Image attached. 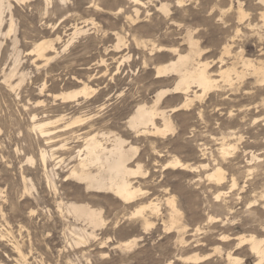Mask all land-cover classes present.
<instances>
[{
  "label": "rangeland",
  "instance_id": "obj_1",
  "mask_svg": "<svg viewBox=\"0 0 264 264\" xmlns=\"http://www.w3.org/2000/svg\"><path fill=\"white\" fill-rule=\"evenodd\" d=\"M22 1L12 0L14 30L9 33L7 10L3 29L8 35L7 38L0 37V264H169L172 261L173 264H183L178 261L180 256L187 257L194 253L211 255V264H228L224 255L221 258L216 253L217 248L223 247L218 241L223 231L220 229L222 225L209 224L207 220L211 217L225 218L228 213L226 207L231 203L235 206L234 212L246 209L245 204H239V198L250 192V184L254 181L248 180L246 183L247 178L242 179V174L247 153H259L263 148L264 120L261 119H264V83H259L254 76L240 81L235 79L232 86L221 82V89L211 90L201 101L195 99L197 101L187 111L172 112V108L185 102L186 97L193 98L195 91L200 95L202 92L199 88L193 86L191 94L184 97L183 94L167 95L159 108L167 111L175 130L165 136L137 137L128 128L127 120L139 105L152 106L156 93L175 88L178 76L171 74L156 79V69L166 66L169 61H176L181 53L192 52L185 39V30H182L186 24L193 28L194 36L199 40L198 51L194 55L192 53L194 63H209V71L214 79L222 67L220 57L226 45L233 48V55L225 57L227 63L223 66H231L234 62L238 71H245L242 57L264 66V4L261 0H225L222 4L218 0H183L179 7L177 0H140L144 4L140 6L132 0H53L54 6L50 7H47L46 0ZM161 3L171 4L169 16L158 11ZM239 4L244 8L245 20L239 17ZM137 8L141 11L138 18L134 14ZM76 26L89 30L88 34L78 37L67 51L61 52L49 64H36L38 61L30 53L37 43L53 40L56 48L62 51ZM118 34L123 39L120 50L115 48ZM58 37L61 38L60 42L57 41ZM91 54L95 55L96 62L91 60L89 67L92 72L89 73L87 66L82 65ZM101 56L107 60L103 66L96 64ZM193 61L189 67L191 69L197 66ZM70 67L79 76L68 71ZM11 68L16 77L15 84L25 73L24 88L21 85L22 88L20 86L12 92L3 82L4 73H9ZM81 70L86 73L80 75ZM85 81L89 87L88 96L72 103L62 102V95L81 91ZM34 115L36 118L32 119ZM77 119L82 122L74 125L78 126L75 130L81 131L60 138L59 142L66 140L63 143L66 144L65 152L48 144L40 130H35L33 126L49 120L59 121L51 129L48 127L57 133ZM156 122L162 127V120ZM108 131L121 135L130 145L138 148L130 166L136 168L140 164L145 175L133 180L134 186L142 192L132 204L123 203L111 193L88 191L75 181H64L71 167L77 164L76 156L83 147L85 135ZM241 135L244 138L239 141ZM67 137L71 139L67 140ZM222 144L236 146L228 156L233 166L228 158L220 162L223 158L220 150ZM43 152L47 153L48 160L45 167ZM28 158H33L34 165L27 164ZM61 159L65 161L59 165ZM176 159L193 167L189 169L192 172L164 169L165 164ZM217 164L225 168L229 179L232 175H242L241 185L245 187L243 191H237L233 198L227 197L226 201L215 199L221 188L207 178ZM200 165H203V169ZM204 165L210 166L204 168ZM263 182L258 178L257 185ZM222 191L229 192L227 187ZM173 197L180 211L174 227L170 217L171 208L167 206L168 199ZM151 202L160 205V215L155 216L148 209L144 215H137L139 209L148 207ZM69 203L88 204L102 211L104 224L95 229L88 223L83 226L81 223L84 221L77 220L67 212ZM240 215L233 227H238L242 222L248 226L232 229L230 233L245 236L249 234L247 229L253 220L247 213ZM91 233L94 236L91 237ZM126 243L130 244L129 247ZM236 244L237 240L230 246L234 248ZM233 254L239 259L238 264H257L248 247L238 249Z\"/></svg>",
  "mask_w": 264,
  "mask_h": 264
},
{
  "label": "bare ground",
  "instance_id": "obj_2",
  "mask_svg": "<svg viewBox=\"0 0 264 264\" xmlns=\"http://www.w3.org/2000/svg\"><path fill=\"white\" fill-rule=\"evenodd\" d=\"M17 1V0H16ZM63 1V0H62ZM133 3L137 4L138 6L140 5H144L142 4V1L140 0H132ZM186 1V0H185ZM215 1V0H214ZM220 1V4L225 3V0H218ZM238 1V0H236ZM21 2H23L21 0ZM25 2V1H24ZM47 2V7H50L53 4V0H46ZM241 2V1H240ZM249 2V1H248ZM251 2V1H250ZM227 3V1H226ZM232 3V2H230ZM261 3L264 4V0H261ZM154 4V3H153ZM183 4V0H177V6H182ZM219 4V5H220ZM238 4V3H237ZM243 4V3H242ZM161 7L158 9L161 10L166 16H169L171 14V4L169 3H161L160 4ZM224 5V4H223ZM54 6V5H52ZM216 6V5H215ZM230 6V5H229ZM258 6V5H257ZM46 7V8H47ZM144 7V6H143ZM219 7V6H218ZM183 8V7H181ZM13 4H12V0H0V37H6L8 34L4 33V23H6V17L5 14L7 12V10L9 11V23L10 25L9 27V33L12 32L14 30V26H15V21H14V16H13ZM180 9V8H179ZM227 9V8H226ZM244 9V8H243ZM242 9L241 4H239V17L243 18V20H245L246 18H244L246 15L244 14V11ZM98 10V9H97ZM236 10V9H235ZM141 12V11H140ZM138 8L135 10V15H137V18L139 17L140 14ZM235 12V11H234ZM263 12V11H262ZM237 15V14H236ZM264 18V13L263 16ZM261 17V18H262ZM136 18V17H135ZM136 18V19H137ZM167 18V17H166ZM141 19V18H140ZM139 19V20H140ZM128 20V18H127ZM242 20V21H243ZM247 21V20H246ZM263 21V20H262ZM174 22V21H173ZM182 22V21H181ZM241 22V21H240ZM250 23V22H248ZM175 24V22H174ZM179 24V23H178ZM183 24V23H182ZM241 24V23H240ZM239 24V25H240ZM173 25V24H172ZM254 25V24H253ZM259 25V24H258ZM50 26V25H49ZM174 26V25H173ZM178 26V25H177ZM262 26V25H261ZM122 27V26H121ZM120 27V28H121ZM182 27V26H181ZM247 27V26H246ZM48 28V27H47ZM183 28V27H182ZM181 28V29H182ZM251 28V27H250ZM55 29V27H54ZM122 29V28H121ZM257 29V28H256ZM254 29V30H256ZM262 29H264L262 27ZM73 30H75L73 33H71L70 38L68 39V41L66 43H64V47L62 51H59L56 46H55V41L51 40V41H42L40 43H37V45L35 46V48L33 49V51L30 53L31 55H34L36 58V64H40V63H45V64H49L51 61H53L61 52H65L68 50V48L75 42L76 39H78V37L80 36H84L87 35L89 30H85L83 27H78L76 26V28H74ZM180 30V29H179ZM185 30V39L189 45V48L192 50L191 53L189 54H184L182 55L179 54L178 58L176 61H169V63L166 66H163L161 68H157L156 69V75L155 78L156 79H161L164 78L165 76L168 75H177L178 76V82L175 86V88L173 90H161L158 93H156V99L154 101V103H152V106H147L145 104H141L137 107V109H135L136 111H134V114L129 118L128 121V128L134 132V134L137 135V137H142V136H165L167 133L169 132H173L174 129V125L172 120L168 117L167 115V111H162L160 110L159 106L162 103L163 99L169 95V94H174V95H180L183 94L184 95H188L191 92L192 87H196L197 89L199 88V90L202 92H200L201 94L198 95V93L195 91L194 97L193 98H189L186 97V99L184 100L185 102H183L182 104L172 108V112H177V111H187L192 107V104L194 103V101H201L203 97H205V95L208 94V92H211V90L216 89V88H220L222 87V85L220 86L221 82L227 83L230 86H232L234 84L235 79L240 81V80H245V78L248 76H254L257 78L259 83H264V66L260 63H255L253 60L245 59L244 57H242V63L243 66L242 68H244L245 71H238V69L235 67L234 62L232 64H230L231 66H223L225 63H227L225 61V57H229L232 54V47L230 45H226L223 48V54L220 57V62L222 64V67L219 68L218 70V75L215 76L217 78H219L220 80H216L217 78L214 79V77H212L209 68H210V64L209 63H203L200 62L198 64H195L193 61V55L194 53H196L199 49V43L196 40L195 36H194V30L193 28L186 24L184 26ZM196 30V29H195ZM249 30V29H248ZM258 30V29H257ZM181 31V30H180ZM8 32V31H7ZM116 32V31H115ZM178 32V31H177ZM236 32V31H235ZM239 32V31H238ZM254 32V31H253ZM257 31H255L256 33ZM184 33V32H183ZM197 33V32H196ZM195 33V34H196ZM251 32H249L250 34ZM112 34H116V33H112ZM258 34V33H257ZM11 35V34H10ZM123 35V34H122ZM263 35V34H262ZM260 35V36H262ZM69 36V35H68ZM117 36V41H118V45L115 48L117 49H121L123 47H121V44H123V39L122 37L118 34ZM182 36V35H181ZM184 36V35H183ZM238 36V35H236ZM249 36V35H248ZM257 36V35H256ZM57 37V36H56ZM105 37V36H104ZM233 37V36H232ZM263 37V36H262ZM7 38V37H6ZM103 38V37H102ZM236 38V37H234ZM252 38V37H251ZM63 39V38H62ZM230 39V38H229ZM259 39V37H258ZM262 39V38H261ZM102 40V39H101ZM106 40V38H105ZM112 40V39H111ZM126 40V39H125ZM237 41V39H235ZM16 41V40H14ZM57 41L60 42L61 38L58 37ZM77 41V40H76ZM109 41V40H108ZM114 41V40H113ZM112 41V42H113ZM230 41V40H229ZM259 41V40H258ZM64 42V41H63ZM261 42V41H259ZM13 43V42H12ZM104 43V42H103ZM106 43V41H105ZM263 43V41L261 42ZM61 44V43H60ZM186 44V43H185ZM236 44V42H235ZM234 44V46H236ZM105 45V44H104ZM187 45V46H188ZM261 45V44H260ZM186 46V47H187ZM242 46V45H241ZM91 47V46H89ZM108 47V46H107ZM106 47V49H107ZM155 47V46H154ZM153 47V48H154ZM159 47V46H158ZM237 47V46H236ZM1 48H2V42L0 40V53H1ZM86 48V47H85ZM105 49V48H104ZM105 49V50H106ZM188 49V50H190ZM262 49V48H261ZM260 49V50H261ZM87 50V48H86ZM93 50V49H92ZM95 50V49H94ZM99 50V49H98ZM222 50V49H221ZM241 50V49H240ZM91 51V50H88ZM101 51V50H100ZM155 51V50H154ZM163 51V50H161ZM165 51V50H164ZM242 51V50H241ZM18 52V51H17ZM30 52V51H28ZM27 52V54H29ZM93 52V51H92ZM95 52V51H94ZM103 52V51H102ZM107 52V51H105ZM169 52V51H168ZM236 52V51H235ZM238 52V51H237ZM15 53V52H14ZM85 53V52H84ZM89 53V52H88ZM98 53V52H97ZM161 53V52H160ZM170 53V52H169ZM180 53V52H179ZM188 53V52H187ZM193 53V55H192ZM234 53V52H233ZM241 53V52H240ZM262 53V52H261ZM260 53V54H261ZM13 54V53H12ZM95 54V53H93ZM172 54V53H171ZM238 54V53H237ZM243 54V53H241ZM14 55V54H13ZM19 54H17L18 57ZM88 55V54H86ZM85 55V56H86ZM92 55V54H91ZM120 55V54H119ZM122 55V54H121ZM221 55V54H220ZM97 58H99V54H97ZM175 56V55H174ZM237 56V55H236ZM242 56V55H240ZM262 56V55H261ZM11 57V56H10ZM16 57V56H15ZM95 55L87 57V60L85 61V64H83L82 66H87V71L89 73H91L92 69L89 67V65L91 64V60L92 62L95 60L94 59ZM108 56H106L107 58ZM125 57V56H124ZM123 57V58H124ZM170 57V56H169ZM20 58V57H19ZM33 58V57H32ZM81 58V57H80ZM234 58V57H233ZM58 59V58H57ZM56 59V60H57ZM84 59V57H83ZM197 59V58H196ZM239 59V58H238ZM15 60V58H14ZM98 60V59H97ZM115 60V59H114ZM126 61V59H123ZM233 60V59H232ZM17 61V59H16ZM121 62L122 59L120 60ZM193 61V64L197 65L196 67H193L192 69L189 68L191 67V63ZM5 62V61H4ZM55 62V61H54ZM96 62V60H95ZM119 62V61H118ZM238 61H236L237 63ZM72 64V62H69ZM231 63V62H230ZM16 64V63H15ZM97 65H105L107 64V60L105 59V57H102L99 59V61L96 63ZM122 65V63H120ZM192 64V65H193ZM264 64V63H263ZM12 65V64H10ZM17 65V64H16ZM57 65V64H56ZM61 65V64H60ZM64 65V64H63ZM92 65V64H91ZM119 65V64H118ZM117 65V66H118ZM239 65V64H238ZM1 66V65H0ZM7 66V64H6ZM13 66V65H12ZM25 66V65H24ZM35 66V65H34ZM62 66V65H61ZM112 66V65H111ZM10 67V66H9ZM109 67V65H108ZM120 67V66H119ZM153 67V66H152ZM1 68V67H0ZM16 68V66H15ZM59 68V67H57ZM80 68V67H79ZM2 69V68H1ZM10 69V68H9ZM27 68L25 67L24 70H26ZM37 69V68H36ZM50 69V68H49ZM53 69V68H52ZM54 70V69H53ZM67 70V69H66ZM96 70V69H95ZM94 70V71H95ZM98 70V69H97ZM118 70V69H117ZM8 71V70H6ZM52 71V70H51ZM68 71H71L73 75H77L76 72H74L72 70V67H70V70L68 69ZM85 71V70H84ZM80 71V75L81 74H85L86 71ZM103 71V70H102ZM105 71V70H104ZM67 72V71H65ZM70 72V73H71ZM83 72V73H82ZM51 73V72H50ZM60 73V72H59ZM97 73V72H96ZM99 73V71H98ZM97 73V75H98ZM214 73V72H213ZM212 73V74H213ZM25 74V73H24ZM24 74L22 75L21 80L15 84L14 81V70H10L9 73H4V77H3V82L4 85L9 89L10 92L15 91L16 89H18V87H20L23 82H24ZM29 74V73H26ZM47 74V73H46ZM95 74V72H94ZM20 75V76H21ZM40 75V74H39ZM70 75V74H69ZM67 75V76H69ZM72 75V76H73ZM2 76V75H1ZM27 76V75H26ZM30 76V75H29ZM79 76V74L77 75ZM18 77V76H17ZM42 77V76H41ZM40 77V78H41ZM102 77V76H101ZM16 78V77H15ZM72 78V77H71ZM81 78V77H80ZM79 78V79H80ZM85 78V77H82ZM92 78V77H91ZM251 78V77H250ZM18 79V78H17ZM27 79V78H26ZM30 79V78H29ZM87 79V78H86ZM96 79V78H95ZM1 80V79H0ZM31 80V79H30ZM34 82V81H33ZM32 82V83H33ZM37 82V81H36ZM74 82V81H73ZM76 82V81H75ZM163 82V81H162ZM29 83V82H28ZM82 83V82H81ZM86 83V81L84 82V84ZM256 83V82H255ZM80 85V84H79ZM259 85V84H258ZM23 86V85H22ZM21 86V88H22ZM5 87V88H6ZM41 87V86H40ZM55 87V86H54ZM53 87V88H54ZM6 88V89H7ZM24 88V86H23ZM43 88V87H42ZM44 89V88H43ZM51 89V88H50ZM41 90V88H40ZM43 91V90H42ZM46 91V90H45ZM78 91V90H77ZM25 92V91H23ZM9 93V92H8ZM18 94V92H16ZM42 93V92H41ZM46 93V92H45ZM191 94V93H190ZM42 95V94H41ZM89 95V87L87 84L84 85V87L82 88L81 91L78 92H74V93H70V94H65L62 95L60 97V99L62 100V102L66 103V102H75V101H79L80 97H84V96H88ZM190 96V95H189ZM193 96V95H192ZM16 97V96H15ZM145 97V96H144ZM55 98V97H54ZM86 98V97H85ZM17 99V97H16ZM24 99V97H23ZM197 99V100H195ZM27 100V99H26ZM147 100V99H146ZM182 100V99H181ZM20 101V100H19ZM24 101V100H23ZM22 101V102H23ZM148 102V101H146ZM21 103V102H20ZM63 103V104H64ZM148 104V103H147ZM179 104V103H178ZM196 104V103H195ZM203 104V103H202ZM1 106V105H0ZM26 106V105H25ZM38 106V105H37ZM42 106V105H41ZM22 107V106H21ZM20 107V108H21ZM24 107V106H23ZM28 107V106H27ZM25 108V107H24ZM23 108V110H24ZM194 108V107H193ZM197 108V107H196ZM3 109V108H2ZM31 109V108H30ZM27 108V110H30ZM207 109V108H205ZM45 110V109H44ZM171 110V109H170ZM194 110V109H193ZM4 111V110H3ZM26 111V110H25ZM35 111V110H34ZM196 111V110H195ZM199 111V110H198ZM2 112V111H1ZM171 112V113H172ZM29 113V112H27ZM38 113V112H36ZM35 113V114H36ZM200 113V112H199ZM198 113V114H199ZM242 113V112H241ZM248 113V112H247ZM203 114V113H202ZM27 115V114H26ZM244 116V115H243ZM248 116V115H247ZM261 115L258 116V118ZM264 116V115H263ZM30 117V116H29ZM39 117V116H38ZM36 116L34 115V117L32 119H35ZM199 118V117H198ZM247 117H245L246 119ZM31 119V120H32ZM64 119V118H63ZM160 119V121L162 120L163 125L162 127H159L157 125L156 120ZM238 120V118H236ZM241 119V117L239 118ZM30 120V121H31ZM47 120V119H46ZM45 120V121H46ZM71 120V119H70ZM91 120V119H90ZM242 120V119H241ZM256 120V119H255ZM254 120V121H255ZM258 120V119H257ZM264 120V119H261ZM38 121V120H37ZM44 121V122H45ZM36 122V121H35ZM59 121L56 122H46L43 124H33L34 129H39L41 136L43 138H46L49 143L48 144H53L51 145L52 147H58V150L60 152L62 151H66L65 147L66 144H63L66 140H63L61 142L60 138H62L63 136L69 134L71 135V133H77V131H81V130H75V128H77L78 126H74L75 124H78L80 122H82L81 119H77L75 120L72 124L66 126L67 128H62L64 130H61L57 133L53 132L54 130H50L51 126H53L54 124H56ZM253 122V121H252ZM258 122V121H257ZM255 122V123H257ZM264 122V121H263ZM241 122H239L240 124ZM254 123V124H255ZM66 124V123H65ZM125 125V124H124ZM241 125V124H240ZM58 126V124H57ZM63 126V125H62ZM70 126H74L71 127V129L69 128ZM244 127V125H242ZM50 127V129L48 128ZM32 128V127H31ZM54 128V127H53ZM59 130V128H57ZM78 129V128H77ZM91 129V128H89ZM88 129V130H89ZM32 130V129H31ZM56 130V128H55ZM76 132H75V131ZM87 130V131H88ZM92 130V129H91ZM89 130V132L91 131ZM38 131V130H37ZM68 131V132H67ZM86 131V130H85ZM86 131V132H87ZM237 131V130H236ZM1 132V130H0ZM86 132L84 134H86ZM109 132V131H108ZM106 132V133H96V134H87L85 135V139L83 142V147L79 149L78 151V155L76 156V163H73L75 165H73L71 167V169L69 170L68 175L66 176V180H64L65 182H69V181H75L77 182V184L79 185H84L86 190L88 191H97V192H104V193H111L113 194L116 198H118L119 200H121L123 203L125 204H132L134 202H136L138 200V197L140 196V193L142 192L141 189L136 188L134 186V179L136 178H143L144 177V173L142 171V167L140 164L136 165V168H132L130 165L133 163V160L135 158V156L137 155L138 152V148L130 145V143L124 139L121 135L115 133V132ZM63 133V134H61ZM234 133V132H233ZM61 134V135H60ZM73 134V135H74ZM71 135V136H73ZM243 135V134H242ZM242 135L240 137H238V140L241 141L244 137H242ZM70 136V137H71ZM78 136V135H77ZM159 136V137H160ZM232 136V135H231ZM69 137V138H70ZM69 138L67 137V140H69ZM77 137H75L76 140ZM80 138V137H79ZM71 139V138H70ZM83 139V138H82ZM79 140V139H78ZM56 142H59L58 144ZM79 142V141H78ZM56 143V144H55ZM46 144V143H45ZM46 144V145H48ZM262 146L263 148H261V152H254V151H250L247 153L248 158L246 161V166H245V170L240 171L243 172V178L242 175L240 177L239 176H235L232 175L231 179H229L227 177L226 171L222 168V166L218 165L209 173L207 174V178L211 181H214L215 184L221 188V192H219L217 194V197L215 196V199L217 201H222L221 199H223V201L227 200V197H234V195L236 194V192H241L245 189V187L241 185V178H247L246 183L248 182V180H253L254 182H251L250 184V192H248V194H246V196H243L242 198H239V201L241 203L239 204H245L246 209L242 212H238L235 211V206L233 205V203H231L230 205H228L226 208L228 210V213L226 215L225 218H208L209 221L208 223L210 224H214L216 226H220V229L222 228L223 231L222 233L219 235V243L223 245V247L221 248H217L216 249V253L219 255V257L223 258V255L225 256L226 261L228 262V264H238L239 259H236V257H234L233 252L237 251L238 249L244 248V247H248L249 252L251 253V255H253V257H255L257 259V264H264V182L258 186L257 185V181L258 178H261L264 181V137L262 138ZM49 147V145H48ZM53 147V148H54ZM68 147V146H67ZM221 148V147H220ZM219 148V149H220ZM236 146H227L226 144L223 145L222 144V148L221 150V154L223 157L222 160L220 158V162H223V159L226 161V159L228 158V156H230L233 150H235ZM58 150H56L55 152H57ZM69 150V149H68ZM204 149H202L203 151ZM206 151V150H205ZM219 151V150H218ZM69 152V151H67ZM66 152V154H67ZM204 153V152H203ZM245 153V152H244ZM63 154V153H62ZM70 154V153H69ZM64 155V154H63ZM202 155V154H201ZM204 155V154H203ZM206 155V154H205ZM218 155V154H217ZM217 155H214V157H216ZM234 155V154H233ZM66 156V155H65ZM207 156V155H206ZM209 156V154H208ZM53 157V156H52ZM220 157V156H218ZM235 158V157H234ZM70 161H72V158H69ZM214 159V158H213ZM216 159V158H215ZM230 160V158H228ZM58 160V159H57ZM68 160V159H67ZM204 160V158H203ZM210 160V159H209ZM218 161V159H216ZM228 160V161H229ZM234 160V159H233ZM232 160V161H233ZM42 161H43V165L44 167L46 166V162L47 160V153L43 152L42 153ZM64 159H61L59 161V165H61L60 163L64 162ZM69 161V162H70ZM75 161V160H74ZM31 163L34 165V160L33 158H28L27 160V164ZM211 161H209L208 163H210ZM215 162V161H214ZM236 162V161H235ZM204 163V162H203ZM228 164V162H226ZM231 163V160L229 162V164ZM48 164V162H47ZM212 164V163H211ZM226 164V165H227ZM237 164V163H235ZM65 165V164H63ZM222 165V164H221ZM225 165V164H224ZM231 165V164H230ZM234 165V164H233ZM231 165V166H233ZM67 166V165H66ZM65 166V167H66ZM203 169V165H200ZM210 165H204V168H207ZM229 166V165H228ZM61 167V166H60ZM63 167V166H62ZM61 167V168H62ZM64 167V168H65ZM69 167V166H68ZM67 167V168H68ZM193 167L182 163L179 159H176L173 162H170L168 164L164 165V169H173V170H177L180 169L182 171H191L189 170ZM195 168V167H194ZM197 168V167H196ZM234 168V167H233ZM44 169V168H43ZM198 169V168H197ZM201 169V170H202ZM232 168H229V170ZM167 170V171H168ZM195 170V169H194ZM200 170V172H201ZM236 170V168H235ZM239 170V169H238ZM45 171V170H44ZM63 171V170H62ZM68 171V170H67ZM198 172V171H197ZM205 172V171H204ZM228 172V171H227ZM230 172H233L230 171ZM236 172V171H234ZM207 173V171L205 172ZM24 175V174H23ZM196 176V175H195ZM58 177V176H57ZM199 177V175L197 176ZM27 178H24V180H26ZM199 179V178H198ZM197 179V180H198ZM52 180V178H51ZM201 180V179H200ZM199 180V181H200ZM49 183L51 182L50 179L48 178ZM202 181V180H201ZM29 182V181H28ZM244 182V181H243ZM27 183V182H26ZM48 183V184H49ZM138 183V182H137ZM245 183V184H246ZM246 186V185H245ZM35 187V186H34ZM225 187H227V189L229 190V192L226 191H222ZM49 188V187H48ZM51 188V186H50ZM247 188V186H246ZM33 189V187H32ZM51 190V189H50ZM57 191V189H55ZM29 191V190H27ZM51 192V191H50ZM61 192V191H60ZM245 192V191H244ZM57 193V192H56ZM216 193V192H215ZM64 194V193H62ZM231 196H228L230 195ZM240 194V193H239ZM60 195V194H59ZM214 195V194H213ZM238 195V194H237ZM236 195V196H237ZM244 195V194H243ZM232 197V198H233ZM239 197V196H238ZM65 198V197H64ZM45 199V198H44ZM60 199V198H59ZM219 199V200H218ZM39 200V199H38ZM41 200V199H40ZM39 200V201H40ZM55 200V199H54ZM234 201V200H233ZM70 202V201H69ZM236 202V199L235 201ZM168 205L171 208V213H170V217L172 220V226L174 227L177 224V216L179 215V210L177 208L176 205V201L173 198L168 199L167 201ZM237 203V202H236ZM37 204V203H36ZM221 204V203H220ZM219 204V205H220ZM40 205V204H39ZM61 205V203H60ZM68 205V204H67ZM218 205V204H217ZM244 206V205H243ZM66 207V206H64ZM225 207V205H224ZM223 207V208H224ZM59 208H61L59 206ZM66 209L68 210L67 212H69L70 214H72L77 220H81L84 221V223H81L82 225L85 223H88V225L93 226L92 228L95 229V227L99 228L102 227V225L104 224V220L102 219V211H99L97 209H94L92 207H90L88 204H76V203H69V206L66 207ZM150 210L152 212V214H158L160 215V205L158 203H154L151 202L148 207L145 206L141 209H139L137 211V215H144V211L145 210ZM226 210V211H227ZM150 212V214H151ZM248 214L251 216L252 220L251 221V226H249V228L247 229V231L249 232L248 235L245 236H236L231 232V230H235L237 228H244L246 226H248L247 223H243L241 225L234 226L233 227V223H235L238 217H240V214ZM69 214V215H70ZM225 214V211H224ZM231 215V216H230ZM73 217V218H74ZM224 217V216H223ZM75 220V219H74ZM227 223V224H226ZM256 224H258L257 226H255ZM229 225V226H227ZM84 226V225H83ZM215 226V228H217ZM199 228V226H198ZM246 229V228H245ZM196 230V229H195ZM200 231V230H197ZM203 231V230H202ZM208 231V230H207ZM206 231V232H207ZM80 232V231H79ZM210 232V231H209ZM214 232V231H211ZM216 232V231H215ZM199 233V232H198ZM193 234V233H192ZM211 234V233H210ZM196 235V234H195ZM198 235V234H197ZM90 236H94V233H91ZM194 238V237H193ZM217 238V237H216ZM184 240V239H183ZM235 240H237V244L236 247H231V243L234 242ZM185 242V241H184ZM181 244H183V241H181ZM193 244V243H192ZM205 244V243H204ZM129 243H126V246L129 247ZM189 245V244H188ZM194 245V244H193ZM182 247V246H181ZM226 247V248H225ZM185 248H187L185 246ZM189 248H191L189 246ZM180 250V249H179ZM182 250V248H181ZM193 254V253H192ZM176 255V254H175ZM217 255V257H218ZM216 257V256H215ZM176 258V256H175ZM216 260V259H215ZM179 262L183 263V264H211L212 263V256L211 255H199V254H195L194 255H189L187 257L184 256H180V259H178ZM173 262V261H172ZM172 262H170L169 264H173ZM168 264V263H167ZM226 264V263H225Z\"/></svg>",
  "mask_w": 264,
  "mask_h": 264
}]
</instances>
